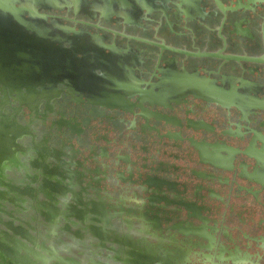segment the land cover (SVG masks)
<instances>
[{
  "label": "flooded vegetation",
  "instance_id": "1",
  "mask_svg": "<svg viewBox=\"0 0 264 264\" xmlns=\"http://www.w3.org/2000/svg\"><path fill=\"white\" fill-rule=\"evenodd\" d=\"M82 204L179 264H264V0H0V240L44 222L66 264Z\"/></svg>",
  "mask_w": 264,
  "mask_h": 264
},
{
  "label": "water",
  "instance_id": "2",
  "mask_svg": "<svg viewBox=\"0 0 264 264\" xmlns=\"http://www.w3.org/2000/svg\"><path fill=\"white\" fill-rule=\"evenodd\" d=\"M92 179V178H91ZM91 193H86V195L94 196V191L95 189H91ZM54 193V192H53ZM52 192L46 191L43 192V195L45 198H51V199H56V196H53ZM60 198L58 199H65L67 198V193H59ZM67 199H65L63 203L64 206L76 208L74 206L76 205H68L66 202ZM86 209H81V215L80 219L82 220L83 223H88L87 225H90V228L93 227L92 229V234L98 238H100L99 234V228L95 225L92 224V222H99L101 223L102 221L99 218L93 217L95 211L88 210V208L85 206V204H82ZM26 211H20L18 213L22 214H27L24 213ZM85 215L90 216L89 220L91 222H86L85 221ZM12 216V214H10ZM72 216L69 212L64 213L63 221H66L67 226L71 229L70 222L68 221V218ZM24 224L20 223L19 225L15 226V222L11 220L9 223L3 222L8 228V230H3L2 232L5 233L6 239L5 242L0 240V258L5 260L6 264H50V259L51 257H47L44 254L41 253L40 248H45L48 250L44 244L45 241H42V243H39L42 239L40 235V229L42 226L45 227L46 223L44 222H38L37 220L36 225H32L30 221L27 220H21ZM61 220H56L57 223H59ZM112 222L111 220H109ZM110 222H106L108 224H112ZM93 225V226H91ZM32 230L35 234L32 233ZM11 231V232H10ZM101 239V238H100ZM203 246V245H202ZM205 248L210 249L211 246L204 245ZM54 254H56V250L53 251ZM188 253V252H187ZM131 255H136L135 252H130ZM138 257L136 259H129V258H124L120 259V257H116V260H121L123 264H179L178 262H174L171 260H167L166 258H162L161 256H151V254L146 251L145 254H138ZM8 258V259H7ZM65 260L66 264H69V261H72L74 258L73 257H68ZM186 261L190 260V254H186L185 256ZM80 264V263H77ZM99 264V262H98Z\"/></svg>",
  "mask_w": 264,
  "mask_h": 264
},
{
  "label": "crops",
  "instance_id": "3",
  "mask_svg": "<svg viewBox=\"0 0 264 264\" xmlns=\"http://www.w3.org/2000/svg\"><path fill=\"white\" fill-rule=\"evenodd\" d=\"M79 193H80V191H76L74 194H79ZM103 193H104V190H101V191H99V193L97 192L96 195L94 194V196H91V197L88 196V197H90L91 199L92 198L95 199L98 196L103 197ZM79 196H82L83 199H85L84 197H86L87 195L83 194L81 192ZM92 216L99 218L102 221L101 223L94 222V224H93L99 228V234H100L101 239L94 236L90 230H86V229L84 230V228H82L79 224H76L77 222L75 220H73L74 224L71 225V227H72L71 231L61 232V228H60L61 225H57V227L58 226L59 227L55 228V234L59 233V235H60V233H62L60 236H62L63 239L66 237V240L71 245L70 250H72L73 253H70V255L72 257H74V259L72 260L73 262H78L80 264H83L85 262L83 260V257L80 255L81 253L80 252L77 253L76 250L80 249L81 247L85 246L86 244H87L86 246H88L89 248H93L94 246L99 244V242H102V241L107 242V240H110L113 242L114 241L119 242V245H121V247H119V245H116V248L118 250L119 249L120 250L126 249V250L131 251L132 249H134V244L137 242H140L141 243V247H140L141 252L148 250V253L151 254V256H154V257H156V256L160 257L161 256L162 258L166 256L165 251H163V248H165V247L169 248V241L165 237L161 238L159 243L155 242L154 239H152L150 237L149 238L146 237V238H142V239L135 238L133 236L134 232H133V234H132V231L129 232L130 229H128L126 227L125 222H123L121 225L118 226V228L120 230L114 229V227H112V226H110V224L106 223L105 220L110 219L107 217V216H110V214L109 215H107V214L103 215V213L99 209H97V210H95L94 215H92ZM30 223L32 225H36V222L33 220L32 221L30 220ZM48 229H49V226H46V227L42 226L40 229V232H41L40 234L43 235V237H44L43 239L45 241L49 240L53 243L55 241L54 235H52V237H50L49 235H46V234L44 235V233L48 232L47 231ZM73 229L74 230L79 229V232L81 230L80 235L73 233ZM32 233L34 234L33 230H32ZM83 242L85 243V245L83 244ZM56 252L58 255H61V254H59L58 251H56ZM123 254H121V255L124 257ZM97 255H99V254H97ZM154 263L156 264V262H154ZM70 264H76V263H70Z\"/></svg>",
  "mask_w": 264,
  "mask_h": 264
},
{
  "label": "rangeland",
  "instance_id": "4",
  "mask_svg": "<svg viewBox=\"0 0 264 264\" xmlns=\"http://www.w3.org/2000/svg\"><path fill=\"white\" fill-rule=\"evenodd\" d=\"M110 226H112L113 227V225H111L110 224ZM107 244H111V243H113V241H110V240H107V242H106ZM101 247H105V245L104 246H101ZM124 253V254H123ZM115 256L116 257H120V259H124V258H129V259H136L138 256H137V254L136 255H131L130 254V251H126V252H123V250L121 251V250H119V253L116 251L115 252ZM121 254H123L124 255V257L121 255ZM169 255H167V256H165V257H163V258H166L167 260H170L169 258L170 257H168ZM115 257V258H116ZM112 259L113 260V262H111L110 264H123L122 262H121V260H116V259ZM110 258H109V261H112ZM99 264H102L101 263V261L99 260ZM187 264H203V263H201L200 262V257L198 256V255H191L190 256V260L189 261H187ZM206 264V263H205Z\"/></svg>",
  "mask_w": 264,
  "mask_h": 264
}]
</instances>
